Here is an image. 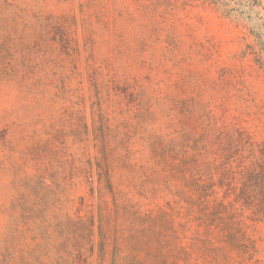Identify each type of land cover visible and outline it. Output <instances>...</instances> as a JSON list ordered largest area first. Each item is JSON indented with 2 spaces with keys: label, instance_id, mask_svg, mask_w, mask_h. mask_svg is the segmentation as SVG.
Wrapping results in <instances>:
<instances>
[{
  "label": "rangeland",
  "instance_id": "obj_1",
  "mask_svg": "<svg viewBox=\"0 0 264 264\" xmlns=\"http://www.w3.org/2000/svg\"><path fill=\"white\" fill-rule=\"evenodd\" d=\"M263 170L255 18L0 0V264H264Z\"/></svg>",
  "mask_w": 264,
  "mask_h": 264
},
{
  "label": "trees",
  "instance_id": "obj_2",
  "mask_svg": "<svg viewBox=\"0 0 264 264\" xmlns=\"http://www.w3.org/2000/svg\"><path fill=\"white\" fill-rule=\"evenodd\" d=\"M200 3H207L214 5L222 10L226 16L233 15L240 19V21H245L246 19L255 18L256 21H259L260 27H264V7H262L259 0H187ZM243 26L246 24L243 22ZM250 34H253L250 31ZM254 183H257L259 186L264 185V170L260 172H255ZM252 180V178H251ZM244 185V184H243ZM246 186L244 185V188ZM250 204H253L254 201L250 199ZM264 206V199L261 202Z\"/></svg>",
  "mask_w": 264,
  "mask_h": 264
}]
</instances>
